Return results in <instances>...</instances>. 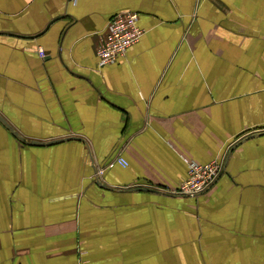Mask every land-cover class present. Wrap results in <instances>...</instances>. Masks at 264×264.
<instances>
[{"label":"crops","instance_id":"crops-1","mask_svg":"<svg viewBox=\"0 0 264 264\" xmlns=\"http://www.w3.org/2000/svg\"><path fill=\"white\" fill-rule=\"evenodd\" d=\"M0 115V264H264V0H0Z\"/></svg>","mask_w":264,"mask_h":264},{"label":"built area","instance_id":"built-area-1","mask_svg":"<svg viewBox=\"0 0 264 264\" xmlns=\"http://www.w3.org/2000/svg\"><path fill=\"white\" fill-rule=\"evenodd\" d=\"M143 30L138 27V14L124 12L116 14L109 22L106 36L101 42L97 54L101 66L112 64L124 56L128 49L140 40ZM40 56L44 57L45 51L39 49ZM119 162L127 165L125 159ZM189 176L177 188L167 189L169 193L182 196H198L209 191L225 171L224 160L213 161L208 164H199L188 161Z\"/></svg>","mask_w":264,"mask_h":264},{"label":"water","instance_id":"water-1","mask_svg":"<svg viewBox=\"0 0 264 264\" xmlns=\"http://www.w3.org/2000/svg\"><path fill=\"white\" fill-rule=\"evenodd\" d=\"M0 119H1L3 122H5V123L10 127V124L7 122V120H5L1 115H0ZM35 143H37V142H35Z\"/></svg>","mask_w":264,"mask_h":264}]
</instances>
